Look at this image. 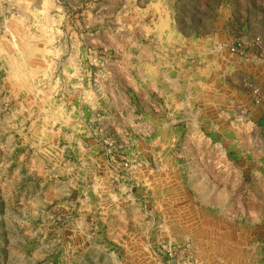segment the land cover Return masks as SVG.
Segmentation results:
<instances>
[{
  "label": "rangeland",
  "instance_id": "1",
  "mask_svg": "<svg viewBox=\"0 0 264 264\" xmlns=\"http://www.w3.org/2000/svg\"><path fill=\"white\" fill-rule=\"evenodd\" d=\"M232 2L243 33H264V0ZM133 4L0 0V114L27 116L29 163L60 164L54 173L64 195L90 197L89 264H264L260 219L251 214L259 211V169L215 171L212 146L191 137L179 140L178 168L170 173L161 152L165 138L160 142L148 129L150 116H164L160 99L133 79ZM208 5L207 13L213 0ZM181 9L186 15L187 6ZM69 173L74 181L63 185ZM181 176L185 186L173 185ZM213 176L223 186L211 187ZM68 209L56 207V226L72 221ZM6 220L19 228L37 219ZM17 241L10 250L0 247V264L5 257L11 264L71 262L72 250L29 243L21 250Z\"/></svg>",
  "mask_w": 264,
  "mask_h": 264
},
{
  "label": "crops",
  "instance_id": "2",
  "mask_svg": "<svg viewBox=\"0 0 264 264\" xmlns=\"http://www.w3.org/2000/svg\"><path fill=\"white\" fill-rule=\"evenodd\" d=\"M199 1L134 0L132 34L138 44L133 59L138 65L133 79L138 90L144 91V86L152 99H160L164 116H150L148 129L160 142L165 138L161 152L170 173L178 168L173 154L179 140L191 137L212 146L215 171H261L259 211L251 214L260 219L257 230L264 235V102L252 96L253 89L264 90V33H243L244 21L234 22L237 15L231 13L233 0H224L225 5L213 0L208 13L210 0ZM181 5L187 6L186 15ZM232 42L239 44L240 54L230 52ZM26 117L0 114V247L10 250L14 240L21 250L29 248L28 243L38 250L57 246L73 251L70 264H89L93 243L86 222L92 201L76 193L64 195L58 187L62 180L54 173L60 164L29 163ZM179 180L173 185L184 187L183 177ZM227 180L225 185L232 182ZM64 181H74L71 173ZM212 181L211 187L220 184L215 176ZM61 205L70 206L66 214L72 221L58 227L55 212ZM13 217H35L36 226L14 228L6 220ZM34 234L36 240L30 241ZM2 259V264H11V258Z\"/></svg>",
  "mask_w": 264,
  "mask_h": 264
},
{
  "label": "built area",
  "instance_id": "3",
  "mask_svg": "<svg viewBox=\"0 0 264 264\" xmlns=\"http://www.w3.org/2000/svg\"><path fill=\"white\" fill-rule=\"evenodd\" d=\"M230 51L233 54H240V46L238 43L233 42L231 47H230ZM253 94L255 97V101L258 103H262L264 102V90H260V89H253Z\"/></svg>",
  "mask_w": 264,
  "mask_h": 264
}]
</instances>
